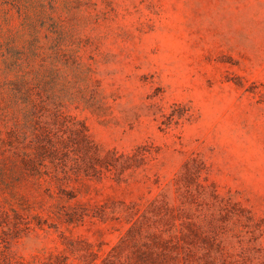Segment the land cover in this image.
<instances>
[{
	"label": "rangeland",
	"instance_id": "obj_1",
	"mask_svg": "<svg viewBox=\"0 0 264 264\" xmlns=\"http://www.w3.org/2000/svg\"><path fill=\"white\" fill-rule=\"evenodd\" d=\"M43 124L107 166L31 176ZM186 214L217 216L194 264H264V0H0V264H137Z\"/></svg>",
	"mask_w": 264,
	"mask_h": 264
},
{
	"label": "trees",
	"instance_id": "obj_2",
	"mask_svg": "<svg viewBox=\"0 0 264 264\" xmlns=\"http://www.w3.org/2000/svg\"><path fill=\"white\" fill-rule=\"evenodd\" d=\"M23 103L26 106V114L29 118V122L32 123L38 119V111L41 108L47 107V102L41 98L31 96L28 91L23 92L20 96ZM45 124V123H44ZM40 129H36L33 125L32 137L27 144V148L23 149L21 167L26 170L31 176L42 177L44 174V168H48L46 174H51L58 178L60 173L63 175H69L70 172L78 171L80 169L86 170L88 166L95 167V165H105L107 161H102L104 158H100L96 150H92V144L89 138L85 134L83 127L70 126L67 127L70 132L75 134V142H67L63 140H54L57 136V132H54L49 126H45ZM40 131V132H39ZM42 137V138H40ZM70 144H74L78 149L82 150L84 157L78 160L75 156H69ZM32 145V147L30 146ZM32 148V149H31ZM66 157L64 163L61 161L63 157ZM96 162V163H94ZM107 166V164L105 165ZM193 176L195 178L200 177V170H191L186 164V172L184 174L185 186L190 184V180ZM198 191L202 195H207V187L197 182ZM213 206L216 207V211L219 215L231 214L229 210L231 202L219 197L217 194L211 193ZM186 210H181L184 213ZM199 220L192 219L183 216V218H177L180 222H173V230L167 232V237H162V230L154 232L151 235L154 237L150 243L145 242L144 249L138 248L136 252L137 264H194L192 257L196 252L194 247V237L201 239L206 244L211 243V229L217 224V216L214 214L203 215ZM164 232V230H163ZM157 234V235H156ZM200 250V248L198 249ZM215 255H212V259ZM119 263L123 262L117 260ZM44 264H67L65 258L57 256H51L48 258V262ZM200 264V263H198ZM226 264V262H222Z\"/></svg>",
	"mask_w": 264,
	"mask_h": 264
}]
</instances>
